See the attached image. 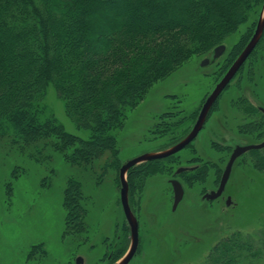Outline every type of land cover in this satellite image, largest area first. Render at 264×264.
Returning a JSON list of instances; mask_svg holds the SVG:
<instances>
[{"label":"trees","instance_id":"obj_1","mask_svg":"<svg viewBox=\"0 0 264 264\" xmlns=\"http://www.w3.org/2000/svg\"><path fill=\"white\" fill-rule=\"evenodd\" d=\"M263 7L264 0H0V140L23 143L39 152L37 145L50 146L52 141L51 146L68 163L87 170L104 158L101 169L115 170L119 181L124 163L118 134L130 113L156 84L189 61L212 54L254 22L252 30L248 27L239 39L235 52L226 57L218 71L219 82L250 41ZM263 41L264 33L241 70ZM50 85L64 102L69 118L89 133L88 138L68 133L48 113L45 98ZM222 95L209 117L220 111ZM203 102L191 113L173 107L155 115L150 132L158 138L172 136L163 149L189 134ZM232 104L254 118L241 128L243 139L262 141L263 112L244 94ZM193 145L185 148L190 149L187 160L177 153L132 167L127 174L129 203L134 196H143L148 180L156 175L173 176L190 187L211 179L218 185L232 148L213 141L216 157L209 159ZM183 165L194 169L175 174ZM239 165L264 174V149L245 153L234 166ZM87 200L83 183L70 177L63 201L65 234L85 231ZM128 231L125 225V236ZM256 237L237 230L212 244L202 264H254L264 256V248L255 245ZM261 240L264 246V234ZM127 245L128 239L118 241L110 264L125 255Z\"/></svg>","mask_w":264,"mask_h":264},{"label":"rangeland","instance_id":"obj_2","mask_svg":"<svg viewBox=\"0 0 264 264\" xmlns=\"http://www.w3.org/2000/svg\"><path fill=\"white\" fill-rule=\"evenodd\" d=\"M263 12L264 7L259 19ZM253 24L243 26L225 42L227 51L217 62L203 67L202 60L206 57L193 59L154 86L146 100L130 113L124 129L118 134L123 163L172 147L163 149L172 136L158 138L150 132L155 115L173 107L185 114L198 109L218 83V71L225 65L226 57L235 52L239 39L248 32V27L252 30ZM211 56L210 53L207 58ZM241 94L254 105L264 107V41L223 93L218 103L220 111L210 115L193 143L203 157H216L213 141L230 146L232 150L237 144L263 141L243 139L241 128L254 118L231 105ZM45 104L48 113L68 133L88 138L89 133L79 129L67 115L64 102L53 85L48 88ZM8 141L0 140V264H77L78 258H82L83 264H110L112 250L122 238L128 239V252L132 235L131 230L124 235L128 222L120 198V177L118 181L115 170L101 169L104 158L87 170L68 163L63 154L51 146L52 141L50 146H44L43 142L37 145L41 152L23 143ZM178 153L187 160L190 149ZM70 177L83 183V193L88 197L86 229L80 235L65 234L63 201ZM172 179L176 178L151 177L143 196L136 195L130 201L139 222L140 237L137 253L130 264H202L212 244L237 230L245 236L257 235L255 245L264 248L261 240L264 234V174L251 167L234 166L225 193L218 200L204 199L206 192L218 186L213 185L212 179L205 185L193 187L180 180L185 196L175 211ZM228 197L232 202L226 205ZM254 264H264V256L257 258Z\"/></svg>","mask_w":264,"mask_h":264},{"label":"water","instance_id":"obj_3","mask_svg":"<svg viewBox=\"0 0 264 264\" xmlns=\"http://www.w3.org/2000/svg\"><path fill=\"white\" fill-rule=\"evenodd\" d=\"M263 33H264V12L262 13L261 18L259 19L255 32L251 40L247 44L246 48L243 50L240 56L236 59V61L232 64V66L229 68L227 73L217 83V85L215 86L211 94L207 97L193 129L182 141H180L179 143L175 144L174 146L170 147L167 150L145 154L137 158H134L132 160H129L128 162L122 165L120 169V181H121L120 198H121V203H122V207L124 210L126 220L131 230L132 243H131V247L128 250V252L116 264H129L134 258V256L136 255L138 247H139V242H140L139 222L137 218L135 217L131 209L130 203H129V185H128V180H127L128 171L132 167L142 164L144 162L155 160V159H164L174 154H177L178 152L185 149L190 143H192L198 137L199 133L203 129V126L207 120V117L213 105L218 100V98L223 93V91L227 88V86L230 84V82L235 77V75L238 73V71L245 64L249 56L253 53ZM225 49L226 47L224 45L218 46L214 50L215 51L214 58L220 57L224 53ZM208 63H209V60L205 59L202 62V66H206ZM259 149H264V140L258 144L237 145L229 157V160L226 164V167L224 169V172L221 177L217 190H213L211 192L206 193L204 195V199L215 200L221 197L222 194L225 192L227 183L230 179V176L233 170V166L235 162L237 161V159L251 150H259ZM192 169H194V167H180L177 169L175 174H180L182 172L192 170ZM170 183L172 185L173 193H174L173 210L175 211L185 196V189H184L183 184L177 179L170 180ZM231 201H232L231 197H228L227 205H229ZM77 264H83L82 258L77 259Z\"/></svg>","mask_w":264,"mask_h":264},{"label":"flooded vegetation","instance_id":"obj_4","mask_svg":"<svg viewBox=\"0 0 264 264\" xmlns=\"http://www.w3.org/2000/svg\"><path fill=\"white\" fill-rule=\"evenodd\" d=\"M254 32H255V30H254ZM253 34H254V33H253ZM252 36H253V35H252ZM261 38H262V37H261ZM260 40H261V39H260ZM223 45L226 46V44H223ZM245 48H246V47H245ZM245 48H244V49H245ZM226 51H227V46H226V49H225L224 53H223L220 57H218V58H214L215 51H213L212 56H211V58H210V63L217 62L219 59H221V58L225 55ZM242 52H243V51H242ZM242 52H241V53H242ZM253 52H254V51H253ZM250 56H251V55H250ZM250 56H249V58H250ZM249 58H248V59H249ZM248 59H247V61H248ZM247 61H246V62H247ZM234 62H235V61H234ZM234 62H233V63H234ZM246 62H245V63H246ZM233 63H232V64H233ZM232 64L230 65V67L232 66ZM244 65H245V64H244ZM244 65H243V66H244ZM243 66H242V67H243ZM230 67H229V68H230ZM229 68H228V70H229ZM228 70H227V71H228ZM240 70H241V69H240ZM240 70L238 71V73L240 72ZM227 71L225 72V74L227 73ZM238 73L235 75V77L238 75ZM225 74H224V75H225ZM224 75H223V76H224ZM223 76H222V77H223ZM235 77H234V78H235ZM234 78H233V79H234ZM233 79H232V81H233ZM232 81H231V82H232ZM231 82H230V84H231ZM230 84H229V85H230ZM204 103H205V101L203 102L202 107H203ZM232 105H233V104H232ZM202 107H201V109H202ZM257 107H258L259 110H260L261 112H263V114H264V107L261 106V105H260V106H257ZM200 111H201V110H200ZM199 114H200V112H199ZM209 114H210V113H209ZM198 116H199V115H198ZM197 119H198V117H197ZM197 119H196V121H197ZM208 119H209V115H208V117H207V120H206L205 124L207 123ZM196 121H195V123H196ZM195 123H194V125H195ZM194 125H193V127H194ZM204 126H205V125H204ZM204 126H203V128H204ZM193 127H192V129H193ZM202 130H203V129H202ZM199 134H200V133H199ZM198 136H199V135H198ZM197 138H198V137H197ZM197 138H196L192 143H194V142L197 140ZM237 145H238V144H237ZM237 145H235L234 148H235ZM246 145H249V144H246ZM218 186H219V185H218ZM218 186H217V187H218ZM216 189H217V188H216ZM216 189H214V190H216ZM206 193H207V192H206ZM224 193H225V192H224ZM222 196H223V195H222ZM222 196H221V197H222ZM217 200H218V199H217Z\"/></svg>","mask_w":264,"mask_h":264}]
</instances>
